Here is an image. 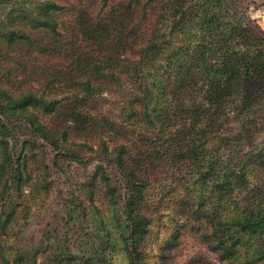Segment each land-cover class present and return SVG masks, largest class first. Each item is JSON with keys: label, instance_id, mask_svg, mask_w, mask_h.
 Segmentation results:
<instances>
[{"label": "trees", "instance_id": "obj_1", "mask_svg": "<svg viewBox=\"0 0 264 264\" xmlns=\"http://www.w3.org/2000/svg\"><path fill=\"white\" fill-rule=\"evenodd\" d=\"M114 1L75 0L73 20L63 30L65 6L60 0H0V58L7 60L13 47L21 51V58L28 57L29 62L19 63V69L30 71L34 76L31 82L49 92L35 85L14 94L8 83H0V114L26 112L27 125L35 134L57 143L59 132L48 129L36 114L63 116L65 130H103L101 123L118 129L121 125L104 113L91 114L86 105L103 91L125 92L127 88L131 93L122 100V113L138 117L151 129L156 125L158 131L174 128L170 119L173 112L178 146L168 159L194 166L187 186L210 179L215 190L221 183L227 197L242 175L228 172L215 181L213 171L220 159L213 156L212 145L223 117L232 112L227 108L229 102L244 113L264 98V31L239 14L229 0H125L109 10ZM197 97L200 101L196 103ZM9 120L0 116V178L9 160L2 150L14 138ZM106 130L112 133V129ZM105 139L99 137L96 148L109 151L117 163H124L126 144L110 149ZM200 152L209 155L205 165L197 160ZM70 159L81 162L77 156ZM152 160L146 163L150 166ZM103 181L110 189L109 179L104 177ZM144 186L131 172L125 190L130 196L122 215L126 239L132 242L131 264H138L137 245L147 227V218L139 210ZM194 202L197 207L204 199L197 196ZM251 208L240 222L243 232L252 234L260 226L258 217H264V198ZM192 212L188 219L206 229L210 225L205 236L207 247L225 255L229 260L226 264H233L236 237L221 230L227 224L210 211ZM7 222L0 224L2 230ZM257 250L255 255L262 249L258 246ZM93 256L99 260L96 249Z\"/></svg>", "mask_w": 264, "mask_h": 264}, {"label": "rangeland", "instance_id": "obj_2", "mask_svg": "<svg viewBox=\"0 0 264 264\" xmlns=\"http://www.w3.org/2000/svg\"><path fill=\"white\" fill-rule=\"evenodd\" d=\"M229 1L239 14L264 31L262 0ZM60 2L65 6L61 29L66 30L73 20L75 0ZM123 2L115 0L109 10ZM23 51L28 52L26 48ZM9 52L7 60L0 58V83H8V89L14 94L35 85L44 91L42 85L31 82L34 76L30 71L19 69V63L29 62L28 57L21 58L23 53L15 47ZM54 61L61 62L59 58ZM128 93L131 92L127 88L125 92L103 91L90 98L86 105L91 114L104 113L110 121L121 125L118 129L101 123L103 130H65L63 116L36 114V119L48 129L59 132L55 135L59 139L57 143L35 134L27 125L26 112L0 114L11 119L14 135L2 150L9 160L8 169L0 178V224L8 222L3 230L0 226V264H131L132 242L127 241L122 226L123 207L130 196L125 190L131 172L145 183L139 210L147 218V227L137 245L138 264L229 262L225 255L207 247L205 236L209 235V224L206 229L188 219L192 209L198 213H214L227 224L221 230L234 233L233 264L264 263V217H258L260 226L252 234L243 232L240 222L249 215L251 206L264 198V98L244 113L239 112L236 104H227L232 112L223 117L212 145L213 156L220 159L213 175L215 181L222 180L228 172L242 178L226 197L219 187L221 183L216 184L215 190L210 179L187 186L194 166L187 161L168 159L172 149L178 146V137L173 135L178 127L173 122V112L170 119L174 128L158 131L159 125H156L151 129L138 117L122 113V100ZM198 101L199 97L195 102ZM106 128L112 129V133ZM99 137L106 138L110 149L126 144L124 163H117L109 151L96 148ZM72 156L79 157L81 162L72 161ZM196 156L202 165L209 157L205 152ZM151 158L149 166L146 162ZM104 177L109 179L110 189ZM197 196L204 203L196 207ZM258 246L262 250L255 255ZM93 249L97 250L99 260L94 258Z\"/></svg>", "mask_w": 264, "mask_h": 264}, {"label": "crops", "instance_id": "obj_3", "mask_svg": "<svg viewBox=\"0 0 264 264\" xmlns=\"http://www.w3.org/2000/svg\"><path fill=\"white\" fill-rule=\"evenodd\" d=\"M260 4H264V0H262ZM261 17H262V20H264V7H263V11H262Z\"/></svg>", "mask_w": 264, "mask_h": 264}]
</instances>
